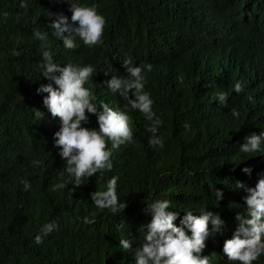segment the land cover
<instances>
[{
  "label": "clouds",
  "instance_id": "1",
  "mask_svg": "<svg viewBox=\"0 0 264 264\" xmlns=\"http://www.w3.org/2000/svg\"><path fill=\"white\" fill-rule=\"evenodd\" d=\"M65 2L68 11L49 23L58 42L35 63L31 105L14 112L23 127L16 143L19 158L28 160L38 152V142L50 138L59 169L53 191L65 188L64 173L75 187L83 178L112 173L104 180L105 189L90 198L99 210L124 211L128 205L117 195L113 157L119 160L120 152L138 146L162 150L172 101L204 76L231 78L230 95L261 125L235 139L238 163L231 172L236 174L230 175L228 190H215L218 209L176 210L170 200H156L147 204L151 219L140 228L142 243L133 249L128 239H120V247L133 253L136 264H264V166L255 162L264 155V15L245 7L220 23L202 4L168 5L172 14L136 31L133 56L104 44L113 28L97 2ZM34 36L47 40L40 30ZM193 42L199 63L183 58ZM61 52L85 57L60 60L56 55ZM224 52L228 60L219 65ZM216 100L224 104L227 93H217ZM231 115L240 117L236 109ZM23 183L30 190V183ZM227 192L235 196L222 204ZM83 223H95L94 216L84 217ZM56 227L55 222L44 224L35 243Z\"/></svg>",
  "mask_w": 264,
  "mask_h": 264
},
{
  "label": "trees",
  "instance_id": "2",
  "mask_svg": "<svg viewBox=\"0 0 264 264\" xmlns=\"http://www.w3.org/2000/svg\"><path fill=\"white\" fill-rule=\"evenodd\" d=\"M82 1L97 2L110 20L113 32L104 44L133 56L136 31L172 14L169 6L202 4L217 14L220 23L225 22L224 16L245 7L264 15V0ZM66 5L65 0H0V264H136L133 253L121 249L120 239H128L133 249L142 243L140 228L151 219L147 204L170 200V208L176 210V206L217 210L215 190H228L230 175L236 174L231 172L238 163L235 139L256 130L261 121L245 115L230 95L231 78L204 76L170 104L162 150L138 146L120 152L119 160L113 157L117 195L128 205L124 211L99 210L90 198L94 191L105 189L104 180L112 173L103 175L104 179L99 173L83 178L79 187L71 185L64 173L65 188L53 191L59 184V169L52 141L42 138L38 152L21 160L16 143L23 127L14 112L25 110L26 103L31 105L36 60L58 42L49 23L60 11H68ZM35 30L46 33L47 40H38ZM56 56L83 60L85 53ZM183 58L199 63L194 42ZM227 60L224 52L218 64ZM219 92L227 93L222 105L216 100ZM232 109L239 111L238 119L231 115ZM255 162L264 166V155ZM24 181L30 183V190H24ZM225 196L222 204L235 195L227 192ZM86 216H94L95 223H83ZM49 222L57 227L42 243H35L41 227Z\"/></svg>",
  "mask_w": 264,
  "mask_h": 264
}]
</instances>
